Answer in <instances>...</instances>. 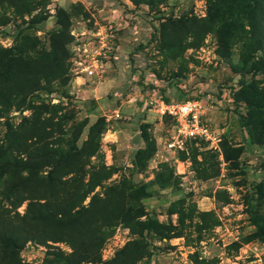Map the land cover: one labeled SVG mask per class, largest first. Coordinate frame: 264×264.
Segmentation results:
<instances>
[{"label": "rangeland", "instance_id": "obj_1", "mask_svg": "<svg viewBox=\"0 0 264 264\" xmlns=\"http://www.w3.org/2000/svg\"><path fill=\"white\" fill-rule=\"evenodd\" d=\"M224 1L236 3V0ZM236 17L215 16L213 0H153V3L151 0L150 3L148 0H0V47L10 53L21 48L31 52L50 50L53 33L63 31L66 42L71 27H83V22L87 28L103 29L109 36L110 53L102 77H85L84 81L79 78L75 84L69 59L65 83L56 84L55 91L48 92L42 81L40 91L31 98L60 105L58 116L66 112L73 119L66 126L72 121L83 123L81 141L88 138L92 125L104 119V125L92 133L113 174L103 186L95 187L81 206H88L94 195L103 196L109 185L123 181L140 188L153 183L163 163L174 169L173 185L166 189L150 187L152 196L143 194L141 203L147 216L166 226L169 235L183 234L160 239L157 231L149 232L144 240L146 254L135 264H194L191 255L195 253L213 264H264V240L257 237L251 213L259 204L253 194L254 186L264 180V120L260 113L250 114L253 135L241 127L239 117L249 113L248 106L246 102H234L229 95L231 86L239 87L240 75L228 80L234 68L250 69L264 56V46L256 42L257 37L264 35V16L254 38L244 16L235 26ZM221 22H224V34L219 30ZM180 24L191 28L181 46L174 45L177 40L171 31ZM245 25L248 31L242 28ZM245 78L255 87L251 96L264 97L263 74L253 76L252 72H246ZM159 95L173 100L202 96L205 119L220 133L221 142L219 148L205 142L206 145L200 146L205 154L198 155L201 165L197 169L190 158L183 160L185 166L177 162L180 150L186 149L190 139L186 140L184 149L169 148L175 133L174 122L161 119L150 110L148 102ZM31 111L17 104L6 107L0 104L3 115L0 145L5 144L9 123L18 125ZM143 124L149 125L157 151L147 168L139 170L133 160L137 149L144 145ZM225 139L232 147L242 146L240 165L222 155ZM177 165L185 173H179ZM218 169L217 177L205 178ZM185 203L196 207L194 221L200 226L180 224ZM96 204L92 217L95 211L109 212L110 207L105 209L98 198ZM26 207L27 201L17 210L24 214ZM83 216L87 218V213ZM147 216L142 219H148ZM215 219L218 224L214 223ZM136 237L127 224L117 223L101 249V261L111 263ZM138 239L142 238L138 236ZM55 245L72 251L67 243ZM47 251V246L29 241L19 259L24 264H51Z\"/></svg>", "mask_w": 264, "mask_h": 264}, {"label": "trees", "instance_id": "obj_2", "mask_svg": "<svg viewBox=\"0 0 264 264\" xmlns=\"http://www.w3.org/2000/svg\"><path fill=\"white\" fill-rule=\"evenodd\" d=\"M263 12L264 0H236L235 4L213 0L215 16H244L253 38L256 37L257 27L262 23ZM240 17L233 18L235 26L240 22ZM242 28L246 29V25ZM189 30L191 28L186 24L172 27V34L178 41L174 45H180ZM219 30L224 34V22H221ZM64 39L63 31L53 33L50 50L46 51L31 52L21 48L10 53L8 49L0 47V104L4 107L17 104L20 108L32 110L18 125L9 123L5 144L0 145V264H24L19 255L29 241L48 247L47 255L51 264H135L146 254L144 240L149 232L157 231L160 239L180 237L183 234L179 232L169 235V230L165 232L166 226L147 216L141 203L143 194L152 196L150 187L157 185L166 189L173 185V177H176L174 169L163 163L153 183L140 188L123 181L109 185L103 196L94 195L88 206H81L95 187L103 186L113 174L112 167L105 163L104 155L100 153L99 141L92 133L94 129L104 125V119L100 118L92 125L88 138L81 141L83 123L72 121L71 125L66 126L73 119L66 112L58 116L60 105L31 98L40 91L42 81L46 83L48 92H54L56 84H64L67 80L65 76L69 71V59L72 61L73 56L71 45L74 37L71 31L69 40L65 42ZM256 42L263 47L264 35L257 37ZM243 68H234L233 75L228 78L233 81L236 75H240L239 87L231 86L229 95L236 103L246 102L249 113L240 114V124L253 135L250 114L260 113L264 120V97L255 99L251 96L255 87L246 81L245 73L252 72L253 76L263 74L264 80V56H260L250 69ZM158 97L168 102L173 100L163 95ZM201 97L195 95L175 100H202ZM165 119L172 120L170 117ZM209 125L212 127L210 123ZM148 127L149 125L143 124L141 128L144 145L137 149L133 160L134 167L139 170L147 168L157 151L156 139ZM190 140L186 149L180 150L179 156L181 160L190 158L193 168L197 169L201 165L198 155L205 154L200 146L206 142ZM222 147L224 158L240 165L242 146L232 147L225 139ZM93 157L96 159L92 160ZM262 165L264 166V159ZM219 174L220 169L205 178H214ZM253 194L259 204L251 211L252 218L257 226V237L264 240V180L255 184ZM97 198L103 202L105 209L110 207V210L107 213L103 210L100 214L95 211L94 219L92 213L97 207ZM25 201L27 207L25 213L21 214L17 208ZM196 210L194 205L183 204L180 224L195 223L200 226L194 221ZM84 212L87 213V218L83 216ZM209 215L204 214L205 217ZM143 216L148 219H142ZM119 222L127 224L137 239H133L119 251L111 263L102 262L101 249ZM214 223L218 224V221L215 219ZM138 236L142 239H138ZM57 242L67 243L72 251L63 250L55 245ZM191 260L194 264H213L201 259L199 253L191 255Z\"/></svg>", "mask_w": 264, "mask_h": 264}, {"label": "built area", "instance_id": "obj_3", "mask_svg": "<svg viewBox=\"0 0 264 264\" xmlns=\"http://www.w3.org/2000/svg\"><path fill=\"white\" fill-rule=\"evenodd\" d=\"M83 27L73 26L71 35L74 42L71 45L72 67L74 78L81 76L102 77L105 72L106 61L109 57V36L103 29L94 31ZM150 110L161 119L170 117L174 122V135L169 141L171 149L180 147L184 149L186 140H203L214 148L220 147V133L211 127L205 119V104L202 100L188 99L184 101H166L162 97L149 98Z\"/></svg>", "mask_w": 264, "mask_h": 264}, {"label": "crops", "instance_id": "obj_4", "mask_svg": "<svg viewBox=\"0 0 264 264\" xmlns=\"http://www.w3.org/2000/svg\"><path fill=\"white\" fill-rule=\"evenodd\" d=\"M87 77H88V76H86V78H87ZM79 78L82 79L83 81L86 80L85 76L78 77V78L74 79L75 84L78 83V79H79ZM88 78L91 79V77H88ZM77 85H78V84H77ZM115 135H116V134H115ZM113 139L115 140L116 138H113ZM177 162L179 163V165H180V163H183L184 166H185V162H184L183 160H181L179 157H177ZM177 167H178V165H177ZM178 171H179V173H185V171L181 172L180 169H179V167H178Z\"/></svg>", "mask_w": 264, "mask_h": 264}]
</instances>
